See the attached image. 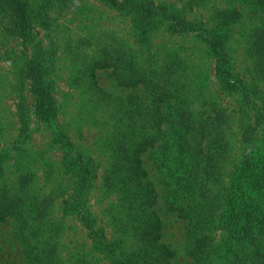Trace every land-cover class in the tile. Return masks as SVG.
I'll list each match as a JSON object with an SVG mask.
<instances>
[{"label":"rangeland","instance_id":"rangeland-1","mask_svg":"<svg viewBox=\"0 0 264 264\" xmlns=\"http://www.w3.org/2000/svg\"><path fill=\"white\" fill-rule=\"evenodd\" d=\"M112 1L0 0V264H264V0Z\"/></svg>","mask_w":264,"mask_h":264},{"label":"trees","instance_id":"trees-1","mask_svg":"<svg viewBox=\"0 0 264 264\" xmlns=\"http://www.w3.org/2000/svg\"><path fill=\"white\" fill-rule=\"evenodd\" d=\"M110 1H112V0H110ZM111 3L114 4V1H112ZM17 7H18V8H16L17 14L21 18V21H23V23H25V19H26L25 18V7L23 6V4H19ZM141 168L142 167H141L140 161L138 160V163L136 164V167L134 168V170L136 169L137 171L141 170V175L137 176L138 178H142L145 175L144 170ZM147 197L149 198L150 195H148ZM155 199H156L155 196H154V198H151L150 203H149V207H150V205L155 203ZM5 214H6L5 211L0 213V220L4 219ZM150 220H151V226H152L153 230L155 232H157V236H156V239H157L160 237V230L162 228V224H161L160 217L157 214V211L155 209L150 210Z\"/></svg>","mask_w":264,"mask_h":264}]
</instances>
